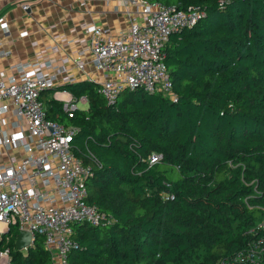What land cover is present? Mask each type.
I'll return each instance as SVG.
<instances>
[{"label":"trees","instance_id":"16d2710c","mask_svg":"<svg viewBox=\"0 0 264 264\" xmlns=\"http://www.w3.org/2000/svg\"><path fill=\"white\" fill-rule=\"evenodd\" d=\"M151 1L203 12L164 50L176 102L127 90L110 106L82 81L67 88L88 108L69 118L43 94L50 119L79 129L88 203L115 219L75 224L69 262L264 264L250 251L264 221V0ZM17 234L5 236L12 264H54L43 237L24 252Z\"/></svg>","mask_w":264,"mask_h":264},{"label":"built area","instance_id":"2783aa9c","mask_svg":"<svg viewBox=\"0 0 264 264\" xmlns=\"http://www.w3.org/2000/svg\"><path fill=\"white\" fill-rule=\"evenodd\" d=\"M121 1L133 9L126 30L114 33L93 22L82 23L81 37L56 35L33 60L13 64L10 74L0 71V264H12L5 237L12 226L18 227L15 242L21 230L34 242L43 237L54 264H70L75 224L115 222L112 215L88 203L93 168L75 154L73 141L79 129L48 117L44 93L50 91L69 118H74L80 102L88 104L86 97L67 88L81 81L99 86L110 106L127 90L160 92L177 101L164 50L173 34L195 25L203 12L151 0ZM22 9L29 12L31 7L23 4ZM0 28L9 32L4 20ZM162 158L155 153L149 163ZM88 159L94 162V155ZM256 231L260 235L250 251L262 256L264 221L250 233Z\"/></svg>","mask_w":264,"mask_h":264},{"label":"crops","instance_id":"0c3cea01","mask_svg":"<svg viewBox=\"0 0 264 264\" xmlns=\"http://www.w3.org/2000/svg\"><path fill=\"white\" fill-rule=\"evenodd\" d=\"M23 4L30 5L29 12ZM132 12L121 0H0V20L9 26V32L0 28V71L10 74L13 64L33 60L56 35L81 37L82 23L93 22L114 33L126 30ZM24 32L28 35L20 37Z\"/></svg>","mask_w":264,"mask_h":264},{"label":"water","instance_id":"95a60500","mask_svg":"<svg viewBox=\"0 0 264 264\" xmlns=\"http://www.w3.org/2000/svg\"><path fill=\"white\" fill-rule=\"evenodd\" d=\"M33 243L32 235L27 231L21 230L16 239L15 248L18 251L27 250L33 245Z\"/></svg>","mask_w":264,"mask_h":264},{"label":"rangeland","instance_id":"374dc122","mask_svg":"<svg viewBox=\"0 0 264 264\" xmlns=\"http://www.w3.org/2000/svg\"><path fill=\"white\" fill-rule=\"evenodd\" d=\"M49 95V97L51 98L52 97V95H51V93L50 94H48ZM78 107H79V109H87L88 108V104H83V103H79L78 104ZM26 250H24V252H25Z\"/></svg>","mask_w":264,"mask_h":264}]
</instances>
